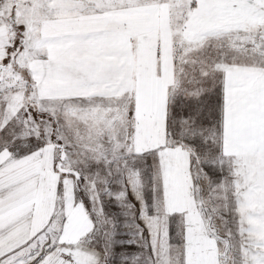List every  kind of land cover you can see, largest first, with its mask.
Listing matches in <instances>:
<instances>
[{
  "label": "snow or ice",
  "instance_id": "snow-or-ice-1",
  "mask_svg": "<svg viewBox=\"0 0 264 264\" xmlns=\"http://www.w3.org/2000/svg\"><path fill=\"white\" fill-rule=\"evenodd\" d=\"M0 264H264V0H0Z\"/></svg>",
  "mask_w": 264,
  "mask_h": 264
}]
</instances>
